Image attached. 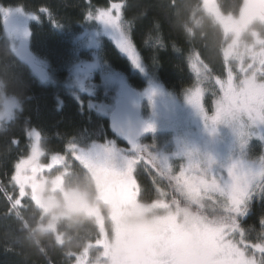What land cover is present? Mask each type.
<instances>
[{"label": "trees", "instance_id": "trees-1", "mask_svg": "<svg viewBox=\"0 0 264 264\" xmlns=\"http://www.w3.org/2000/svg\"><path fill=\"white\" fill-rule=\"evenodd\" d=\"M243 2L217 0L220 12L229 18L238 16ZM113 4L122 6V33L138 54L147 75L168 92L180 96L193 87L195 77L189 66L192 55L199 54L212 79H223L226 75L222 55L226 40L220 27L203 11L202 0H0L1 7L18 8L37 16L29 27L28 52L47 65L53 81L51 85L39 82L28 67L13 57V49L0 35V81L5 85L1 90L19 103L14 117L0 124V264H73L75 259L67 253L91 251L99 239L94 220L82 214L57 221L55 234L39 231L42 213L29 198L12 207L13 199L19 198L12 177L19 159L28 155V134L36 132L47 155L67 158L64 189L80 191L90 201L95 199L94 182L69 156V146L85 148L109 141L123 144L110 133L107 119L81 108L62 83L79 58L89 57L86 51L77 52L76 41L87 18ZM186 27L193 29L191 34ZM252 31L264 36V26L254 21L242 39L249 40ZM97 51L103 67L121 73L134 88L146 86V81L132 70L110 41L99 39ZM210 86L205 90L211 89ZM212 99V92L205 96L207 108ZM260 152L259 147L249 157L255 159ZM134 179L140 189L139 198L146 202L156 199L158 190L170 195L169 184L147 166L137 165ZM261 220H264V199L254 198L239 221L245 230L246 244L261 242L264 233Z\"/></svg>", "mask_w": 264, "mask_h": 264}, {"label": "rangeland", "instance_id": "rangeland-1", "mask_svg": "<svg viewBox=\"0 0 264 264\" xmlns=\"http://www.w3.org/2000/svg\"><path fill=\"white\" fill-rule=\"evenodd\" d=\"M204 8L209 10L212 15L210 16ZM202 9L220 27L226 40L222 50L225 54L229 53L233 48H236L239 52L240 48L251 44L254 40L253 34L264 39V36L253 31L249 35V40L242 39L243 34L247 32L254 21L264 26V21L256 18L258 15L264 16V7L262 8V12L259 13L255 0H244L240 13L233 18L226 17L220 12L217 0H202ZM102 10H111L112 15H116V9L110 5L105 9L96 10L87 18L76 41L77 52L86 51L89 57L79 58L72 65L69 77L62 83V86L71 93L81 108H85L107 119L119 99L120 87L128 84L134 88L121 73L106 69L101 65L97 47L99 39L103 38L110 41L117 52L130 63L132 70L146 81L144 88H134V90L142 108V119L147 126L149 124L152 125V130L148 131L149 135L147 138L149 140L144 141V139L138 141V143L153 145V149L149 148V151H154L158 156L168 157L170 159L169 163H171L173 171L176 174H179L181 165L186 164V161L179 159L180 157L177 155L184 150L211 156L216 160V166L227 163L231 158L238 157L241 151H243L245 156L250 158V153H257L259 147L261 152L255 159L264 156V141L259 138H251L245 147L241 149L240 139L232 127L226 124H218L216 131H211V128L206 126L204 117L200 111L188 102L190 89L183 92L180 96H176L149 77L136 51L133 49L135 53L133 56L121 46L122 26L120 25V30H117L111 25H106L96 19V15ZM121 12L122 6L120 8ZM36 20L37 16L34 14L25 13L18 8H4L0 6V35L8 41L11 49L22 48L28 52L29 27ZM189 66L195 77V83L191 90L195 91L197 87L203 89L200 102L205 112L211 116L215 113L217 102L222 95L219 85L215 83V79L209 81L201 66L196 63L195 55L189 58ZM228 66L233 68L234 76L239 75L237 60L234 59ZM26 67H28L30 73L39 82L48 85L53 84L47 65L43 61L32 56V62ZM197 69H200L199 76ZM223 79H227V66L226 75ZM208 82L212 87L210 86L211 89L208 88V91H206L205 89L209 85L205 83ZM0 92H2L1 89ZM210 92L213 94V99L211 106L207 108L204 103L205 96ZM4 97L6 113L3 118H0V124L10 121L14 117L15 112L19 110V103H17L16 98L7 95H4ZM151 101L160 102L168 111L175 114L174 119L172 121H163L152 110L150 106ZM256 132L264 136V130L256 129ZM37 136L39 137L38 140ZM28 139L30 140L28 155L20 158L17 163L31 157L33 155L32 149L35 147L40 154L36 156L34 163L43 168L42 171L37 172L35 175L38 178H43V180L40 183H33L31 187L26 185V195L24 197L19 196L18 199L29 198L31 200V196V201L33 203L35 201L34 205L42 213V222L38 226L39 231L55 234L57 221L70 218L75 214H82L93 219L99 230L97 243L104 244V251H98L95 244V247L91 251L89 249L85 253H81L86 259H91L93 264L95 260L105 255L108 257L105 264H111L113 256L121 251L122 246H137L139 243L138 235L147 222L141 221L133 226L123 219L129 209L137 208L132 206L126 207V205L133 203V196L124 189L120 181L112 178L111 174L107 171L91 170V175L89 176L94 182L96 196L93 201H90L80 191L64 189L63 177L66 174L64 164L67 162V158L60 155L62 157L60 160H53L52 157L54 155H47L41 148V138L36 132H30ZM106 143L113 146L117 145L122 150H131L128 147L119 146L116 141L94 143L79 149L92 151L94 148L104 146ZM254 144L255 146L253 147ZM69 148V156L72 158L73 154ZM143 157V160H139L137 165L147 166L159 175L158 170L149 161L148 154L144 153ZM49 165L51 167H48ZM136 166H134V171ZM59 169H61L60 172H58ZM15 172L16 170H14L13 176ZM28 174L32 175L30 168ZM221 174L227 178L226 171ZM192 175L196 174L192 173ZM161 178L170 187V195H166L162 199L170 202L173 194L177 199H182L178 193H174L172 184L166 178ZM12 182L18 186L19 190V185L13 179ZM157 193L159 196V191ZM167 198H170V200ZM254 198L264 199V195L254 196L251 201ZM213 199L220 198L218 194H213ZM251 201L248 203L247 208ZM205 203L209 211H211L212 201L206 200ZM94 250L98 251L96 255H92L91 253ZM256 258H260L259 252L256 253ZM73 264H75V261ZM80 264H86V260H80Z\"/></svg>", "mask_w": 264, "mask_h": 264}, {"label": "snow or ice", "instance_id": "snow-or-ice-1", "mask_svg": "<svg viewBox=\"0 0 264 264\" xmlns=\"http://www.w3.org/2000/svg\"><path fill=\"white\" fill-rule=\"evenodd\" d=\"M112 8L116 9L115 16L111 10H102L96 19L120 30L121 6L113 4ZM256 18L264 21V16L258 15ZM196 23L199 24V21ZM186 30L189 34L193 31L191 27H186ZM253 35V42L240 48L239 52L236 48L227 54L222 51L227 66V79L215 78L222 95L213 115L209 116L200 102L203 89L197 87L188 93V102L200 111L206 126L213 132L218 124L232 127L240 139L241 149L251 138L264 141V136L256 132V129L264 130V39ZM120 43L125 51L135 55L132 45L122 32ZM195 59L211 80L210 70L200 60L199 54L195 55ZM234 59L239 68L237 76H234L233 68L228 66ZM199 73L200 69H197L198 76ZM151 130L150 124L144 129L145 132ZM128 145L131 150H122L117 145L107 143L92 151H83L76 146L69 148L74 161L82 166L83 173L91 175V170L107 171L112 178L121 182L124 189L133 196V203L126 207L156 213L141 229L137 251L123 262L118 260L117 253L111 264H264V233L261 234L260 243L246 244L245 230L239 223L251 199L264 195V156L253 160L241 151L238 157L216 166L213 157L184 150L177 155L186 164L181 165L179 174H176L168 157L149 151L153 145L141 144L135 139ZM32 151L31 157L15 165L16 172L12 179L19 185L20 197L26 195V185L31 187L33 183L43 180L35 175L43 170L42 166L34 163L40 153L35 147ZM144 153L148 154L149 161L159 175L172 184L174 193H178L182 199L173 195L170 202L165 201L162 197L167 193L162 190H158L159 196L151 202L139 198L140 189L133 178V171L137 162L143 160ZM61 158L60 155L52 157L53 160ZM64 167H68L67 162ZM29 168L32 175L28 174ZM224 171L227 178L221 174ZM213 194H218L220 199H213ZM206 200L212 201L211 211ZM20 204V199H13V208ZM16 214L19 216L20 213L17 211ZM261 225L264 226V220H261ZM95 244L98 251H104L103 243ZM249 249L252 251L249 252ZM257 252L260 253L259 259L256 258ZM67 255L75 259V264H80L82 259L86 260V264H93L91 259L81 254L69 252ZM107 259V255L101 256L94 264H105Z\"/></svg>", "mask_w": 264, "mask_h": 264}, {"label": "water", "instance_id": "water-1", "mask_svg": "<svg viewBox=\"0 0 264 264\" xmlns=\"http://www.w3.org/2000/svg\"><path fill=\"white\" fill-rule=\"evenodd\" d=\"M255 3L257 10L261 11L264 0H255ZM12 55L24 66H28L32 62L30 53L22 48L14 49ZM150 106L163 121H172L175 117V114L168 111L160 102L151 101ZM141 113L142 108L134 88L128 84L122 85L119 91V99L107 118V123L110 133L118 137L123 146L130 148L128 144L131 143L132 139L138 142L148 137L149 132L144 131L147 124L142 119Z\"/></svg>", "mask_w": 264, "mask_h": 264}, {"label": "clouds", "instance_id": "clouds-1", "mask_svg": "<svg viewBox=\"0 0 264 264\" xmlns=\"http://www.w3.org/2000/svg\"><path fill=\"white\" fill-rule=\"evenodd\" d=\"M5 87L4 82L0 81V89H3ZM5 97L2 92H0V118H3V116L6 113V107H5ZM18 103V99H17ZM156 215V213L151 211H145L142 212L138 209H129V211L125 214L123 217L124 220H126L129 224L135 225L141 221H151L153 216ZM135 235V233H133ZM137 251V248L131 245L128 246H122L121 251L118 253V260L123 262L126 257H129L131 254Z\"/></svg>", "mask_w": 264, "mask_h": 264}, {"label": "flooded vegetation", "instance_id": "flooded-vegetation-1", "mask_svg": "<svg viewBox=\"0 0 264 264\" xmlns=\"http://www.w3.org/2000/svg\"><path fill=\"white\" fill-rule=\"evenodd\" d=\"M159 115V114H158Z\"/></svg>", "mask_w": 264, "mask_h": 264}]
</instances>
